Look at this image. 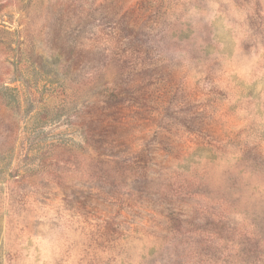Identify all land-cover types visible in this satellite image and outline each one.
<instances>
[{
  "label": "rangeland",
  "instance_id": "1",
  "mask_svg": "<svg viewBox=\"0 0 264 264\" xmlns=\"http://www.w3.org/2000/svg\"><path fill=\"white\" fill-rule=\"evenodd\" d=\"M0 264H264V0H0Z\"/></svg>",
  "mask_w": 264,
  "mask_h": 264
}]
</instances>
